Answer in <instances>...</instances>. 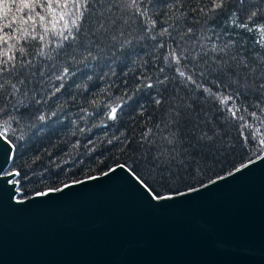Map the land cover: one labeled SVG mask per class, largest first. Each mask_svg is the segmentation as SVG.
Here are the masks:
<instances>
[{
	"label": "snow or ice",
	"instance_id": "1",
	"mask_svg": "<svg viewBox=\"0 0 264 264\" xmlns=\"http://www.w3.org/2000/svg\"><path fill=\"white\" fill-rule=\"evenodd\" d=\"M132 57L143 69L134 81L85 97L95 112L79 108L114 124L129 117L101 141L106 170L65 181L57 164L34 180L39 154L27 170L16 165L32 136L66 115L60 96L81 87L71 77H106ZM84 147L96 152L92 138ZM0 157V193L14 205L117 172L146 201L167 204L264 163V0H0Z\"/></svg>",
	"mask_w": 264,
	"mask_h": 264
},
{
	"label": "water",
	"instance_id": "2",
	"mask_svg": "<svg viewBox=\"0 0 264 264\" xmlns=\"http://www.w3.org/2000/svg\"><path fill=\"white\" fill-rule=\"evenodd\" d=\"M120 175L23 205L0 193V264H264V163L161 205Z\"/></svg>",
	"mask_w": 264,
	"mask_h": 264
},
{
	"label": "trees",
	"instance_id": "3",
	"mask_svg": "<svg viewBox=\"0 0 264 264\" xmlns=\"http://www.w3.org/2000/svg\"><path fill=\"white\" fill-rule=\"evenodd\" d=\"M255 2L258 3L259 0H255ZM117 63L119 64L118 67L113 66L112 69H104L105 72L109 73L106 77L98 69H92V81H88L86 77L84 80H79L76 76L68 80V84H72L75 81L81 87L78 89L73 86L69 89L66 85L67 91L60 96V101L63 104V112L66 115L61 114L59 119L54 117L43 131L32 136L31 143L21 149L24 155L16 161V165H21L27 170L24 161L27 160L31 163L32 157L39 154L40 159L35 164H32V168L37 172V177H34V180L39 177V173L43 170H56L57 164L67 169L66 173H61V178L65 181H70L74 177L76 179H83L89 174H99L98 169L101 168L106 170L105 165L99 163V153L103 151L101 141H105L113 133L118 134V131L122 130L128 124L129 117L121 115V123L114 124L102 116L85 115L79 111V108L83 105L84 107H88L89 111L95 112V109L90 104H85V97L91 100L95 96L98 100H104L105 96L100 94V89H107L109 84H111L113 93L120 92L125 80L134 81L137 69L143 70L141 65L136 62L135 57L128 60L127 67L123 63H119V61ZM113 71L116 75H112ZM85 84L90 89L88 93L84 92ZM52 103L55 104V101ZM101 111H106V109H101ZM128 111L129 109L126 107L124 112ZM73 121H75V124ZM101 123H107L109 127L107 129L95 127V125ZM81 127L85 129L83 133L80 132ZM105 132H107V136L104 135ZM89 138H92L96 144V152L92 153L91 157L84 147L85 142ZM77 141H79V147L76 146ZM104 146L107 147V145ZM103 155L108 165L113 164V160L107 158L108 153H104ZM77 158L83 161V163L77 162ZM13 166L11 163L9 168ZM47 184V181L39 184H27L24 187V191L32 195L34 188L39 190L45 188Z\"/></svg>",
	"mask_w": 264,
	"mask_h": 264
}]
</instances>
